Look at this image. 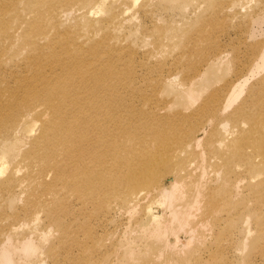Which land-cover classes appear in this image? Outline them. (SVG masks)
Segmentation results:
<instances>
[{"label": "bare ground", "instance_id": "6f19581e", "mask_svg": "<svg viewBox=\"0 0 264 264\" xmlns=\"http://www.w3.org/2000/svg\"><path fill=\"white\" fill-rule=\"evenodd\" d=\"M165 1L0 0V207L16 191L25 194L22 210L29 219L24 225L36 223L37 229L41 208L62 232V243L71 238V224L64 223L71 202L79 201L85 210L117 198L134 211L133 203L148 198L168 172L173 183L144 206L147 222L139 227L159 241L174 234L170 247L183 253L200 231L214 226L209 222L220 200L213 196L222 198L227 185L234 196L252 191L256 206L264 204V175L251 173L258 163L264 166V41L248 43L249 57L223 93L208 89L198 96L203 67L231 59L212 27L237 11L232 1L205 0L210 9L181 28L174 21L153 22L145 31L156 60L144 59L137 68L133 53L119 43L117 25L133 21L136 13L153 21L157 7L169 9ZM68 15L70 23L64 19ZM246 31L251 34L248 25ZM181 72V81H175ZM258 75L259 87L241 98ZM176 91L189 102L181 112L172 110L176 100L163 97ZM137 93L146 108L129 98ZM206 199L214 200V207ZM154 202L164 207L161 214L153 210ZM204 202L211 208L199 220ZM255 216L262 230L264 217ZM6 217L17 220V215L2 214L0 225ZM6 225L0 232L15 234L22 226ZM181 232L187 237L180 238ZM47 250L25 248L37 257L30 264H44L45 253L53 264H64L54 249ZM7 259L0 264H11ZM154 261L144 264H174L173 259Z\"/></svg>", "mask_w": 264, "mask_h": 264}, {"label": "rangeland", "instance_id": "374dc122", "mask_svg": "<svg viewBox=\"0 0 264 264\" xmlns=\"http://www.w3.org/2000/svg\"><path fill=\"white\" fill-rule=\"evenodd\" d=\"M229 1L233 2V8L235 7L233 10L237 12L232 17H229L228 22H218L212 28L221 34L218 41L222 49L229 51V58L231 59L229 61L227 59L217 61L214 67L209 66L210 64L203 67L204 74L206 69L207 73L205 76L203 74L201 84L204 85V88L198 96L208 89H218L220 94L223 93L226 85L234 77L233 75L235 73L239 75L242 65L246 63L245 61L249 57L247 54L249 52L248 43L264 41V0H253V2L252 0ZM165 3L169 5V9L164 11L162 7H157L152 15L153 21L150 16L136 13L133 21H123L124 23L117 25L116 34L119 43L133 53L134 58H136L133 64L137 68H140L144 59L148 58L152 64L156 60L152 51V38L148 36L149 31H145V27H150L156 21L165 22L166 24L174 21L178 23L177 28H181L184 23L195 21L205 9H210L205 0H166ZM64 19L67 23L72 22L69 15L65 16ZM246 25L249 26L251 32L249 35L246 31ZM216 41L217 37L212 40V45ZM179 48H182V44L177 48H173L171 53L179 52ZM237 56L240 57L241 61L234 62L233 57ZM182 77L183 72L176 75L175 81H178V79L181 81ZM260 78L261 75H258L249 80L241 98L247 96L253 87H259ZM148 79L145 80L152 83V80ZM144 83L145 81L141 83L140 89L141 86L144 88ZM165 94H163L164 98L167 100L174 99L177 102L175 108L172 109L175 110L173 112L179 110L181 112L184 110L183 108H189V102L178 91L169 95ZM254 94H257V92ZM141 95L137 93V95L129 97L139 109L146 108ZM160 97L163 98L162 96ZM185 112L188 111L185 110ZM123 114L124 111H122ZM228 126L229 130H235L236 133L240 130L237 126ZM221 131L222 133L226 132L224 129H221ZM220 167L221 165L213 168L216 170ZM213 168L211 173H214ZM251 173L256 176L264 175L263 164L258 163ZM224 174L225 169L223 170L222 168L220 177L224 176ZM51 177L52 175L50 174L48 181L51 180ZM238 178H242V181L237 186L241 190L244 176ZM173 181L174 175L172 173L167 172L164 175H160L156 190L150 192L148 198L140 199L138 204L134 202V211L129 210V206L117 198V200L110 198L106 206L100 202L95 209L89 206L85 210L81 209L82 206L79 201L71 202L69 208L71 216L67 211L68 214L64 217V223L71 224L69 227L71 238L67 241L63 240L62 243H60V234L62 232L59 233L58 227L48 219L46 211L41 208L39 209V227L35 229L36 223L28 226L24 225L28 223L29 219V217L25 218L22 210L25 203V194L16 191V193L6 197L5 207L3 209L0 207V215H17V220L10 221L9 217H6L0 227L4 226L7 228L6 223L8 222L22 226L15 234L4 230V232L2 231L3 233L0 232V261L3 262L6 256L8 261L10 259L11 264H30L37 257L33 253L28 254L25 252V248L28 247L35 253H40L45 246L46 251H48V248L54 249L56 258L64 264H144L154 260L157 263H164L168 259H173L174 264H264V226L261 230V220H258L255 216L258 213L264 217V204L262 207L256 206L252 191L249 193L245 190L242 191L244 192L243 194L234 196L231 184L226 186L222 198L217 195L213 196L214 199L218 198L220 200L216 204H220V207L213 213V218L209 222L214 226L209 224L210 229L207 227V229L200 231L198 233V236L200 235L199 238L191 241V248L187 251L177 253L176 249L170 247V244L174 243L176 239L174 234L167 235L162 241L157 240L153 236L149 238L148 234H146L148 229L139 227L142 223L147 222L144 216V206L149 205L152 201L159 200L162 196L161 189L169 188ZM243 199L248 203L246 208H244ZM205 201L209 202L207 199ZM213 201H210L212 202V204L210 203L211 206L214 204ZM206 202H204L205 208L202 207L198 211L199 220L205 214H208L211 208ZM152 207L156 214H161L164 209V207L155 202ZM36 230L37 232L40 231V233L38 234ZM53 233L55 234L54 238ZM179 237L183 239L187 235L181 232ZM7 245L9 249H6ZM159 247H162L161 250H159ZM65 248H68L66 250H69V254L65 252ZM131 253L133 259L129 258ZM160 254L161 257H157ZM48 255L46 253L43 255L44 264H53V258Z\"/></svg>", "mask_w": 264, "mask_h": 264}]
</instances>
